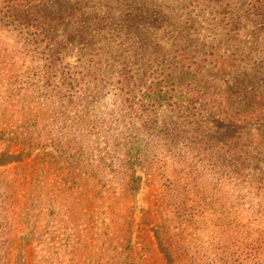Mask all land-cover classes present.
Segmentation results:
<instances>
[{
	"label": "rangeland",
	"instance_id": "rangeland-1",
	"mask_svg": "<svg viewBox=\"0 0 264 264\" xmlns=\"http://www.w3.org/2000/svg\"><path fill=\"white\" fill-rule=\"evenodd\" d=\"M98 4L116 54L104 64L169 71L185 48L206 65V100L230 105L179 113L172 98L117 96L110 69L95 73L98 45L76 43L74 18L61 20L55 48L0 25V264H264V119L226 116L251 86L264 94V19L232 26V0ZM130 23L131 44L114 34ZM58 51L56 82L77 77L64 103L39 72ZM228 60L246 68L215 69ZM243 145L250 174L218 171ZM216 146L221 158L201 161Z\"/></svg>",
	"mask_w": 264,
	"mask_h": 264
},
{
	"label": "trees",
	"instance_id": "trees-1",
	"mask_svg": "<svg viewBox=\"0 0 264 264\" xmlns=\"http://www.w3.org/2000/svg\"><path fill=\"white\" fill-rule=\"evenodd\" d=\"M98 1L101 0H0V25L9 23V25L15 27L16 31L26 39V42L32 48L49 47L51 44L55 48V46L60 47L62 40L65 39L63 35L58 34V31L62 29L60 26L61 20L64 22L69 19L68 17L74 18L79 25L74 31L76 43L79 44L80 42L82 46L84 43H89L92 46L91 48H94L96 44L98 45L97 50L100 54V66H98L99 71L95 70V73L96 75L108 73L110 69L111 82L113 83L117 96L126 98L125 100L131 99L134 96H152V98L156 97L158 99L172 98L174 100L172 106L179 113L193 111L195 114H201L208 108H223L224 106L230 105L228 100L224 103L212 102V100L208 102L206 100V95L200 91V85L204 83L201 82V79L206 75V65L201 60L193 61L187 56L184 58L186 53L185 48L184 55L181 58L182 62L174 61L176 63L175 66H168L170 67L169 71L163 70L160 66L152 69L150 65L145 63L142 64V67L136 69L134 65L131 66L129 64L128 59L127 62L121 60L120 63L106 62L104 64L103 57L105 55L107 57V53H111V58L114 55L116 57V54H113L115 50L112 48V44H109V41L104 38L107 35L108 29L111 30L110 26L112 27V24H109L111 22L107 21L108 18L102 16L104 9L99 4L97 5ZM134 1L141 10V3L149 0ZM231 11L234 16H238V18H233L231 22L234 27L239 23L246 24L253 17H261L264 19V0H232ZM91 16L94 22L88 25ZM189 20L191 23L197 21L195 19ZM198 24L199 22H196V30ZM124 28L122 31L120 30L121 32L114 34L124 39L129 38L128 42L130 44L131 42L133 43V33H131V29L133 30L132 24L130 23ZM114 29L116 31L117 27H114ZM191 40L194 42L195 39ZM84 50L87 53L86 57H88L86 61L90 63L91 57L88 55L92 54L88 51V48L85 49L84 47ZM127 52H132V50L128 47ZM60 53V51L54 54L49 53L48 58L45 59L46 62L39 68V72L42 74V79H46L48 84L51 85L52 91H58V94H55L56 102L62 101L64 103L66 97L64 92L68 93L67 97H70V92L73 90V85L77 82V77L72 78L69 82H67V78H63V83L60 86L56 82L54 73L56 75L59 74L60 69L57 65L54 64L52 66L50 64V58L54 56V61L56 62L61 55ZM130 59L131 56L129 57ZM245 68L246 66L242 64H234L228 60L227 62L216 65L215 69L220 72H236L237 70L244 71ZM149 78L152 79L150 84H148ZM156 78L157 81H155ZM250 88L253 92L246 90L241 93L239 104L233 107L236 109V114L226 115L235 119L233 122H239L241 125H249L264 119V94L261 92L257 93V88L253 86ZM207 149L209 150L200 152L198 155L202 156L201 161L210 162L212 160V164H215L214 160L218 157L221 158L226 150L218 146L212 149L207 147ZM252 151L253 149L251 150L250 147L246 148L244 145L241 146L238 151L240 156H237L239 157L237 159H240V161L231 163L230 165L222 163L217 166L218 171L228 172L231 170L232 172H238L241 175L248 176L252 164ZM259 211L264 214V207ZM240 258L250 262L256 257L246 252Z\"/></svg>",
	"mask_w": 264,
	"mask_h": 264
}]
</instances>
